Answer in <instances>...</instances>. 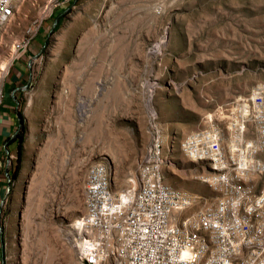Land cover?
Listing matches in <instances>:
<instances>
[{
  "label": "rangeland",
  "instance_id": "374dc122",
  "mask_svg": "<svg viewBox=\"0 0 264 264\" xmlns=\"http://www.w3.org/2000/svg\"><path fill=\"white\" fill-rule=\"evenodd\" d=\"M17 5L0 36V112L13 123L0 142L11 174L6 264H79L73 225L88 168L109 164L112 191L127 188L154 124L169 145L164 182L198 197L178 217L213 205L217 193L200 179L207 170L187 160L180 143L216 126L225 144L232 103L264 85V0ZM28 39L11 63L13 44ZM15 66L20 76L5 91ZM258 159L264 163V150Z\"/></svg>",
  "mask_w": 264,
  "mask_h": 264
},
{
  "label": "built area",
  "instance_id": "2783aa9c",
  "mask_svg": "<svg viewBox=\"0 0 264 264\" xmlns=\"http://www.w3.org/2000/svg\"><path fill=\"white\" fill-rule=\"evenodd\" d=\"M19 0H0V36ZM29 39L13 44L14 58L29 49ZM0 90V105L3 100ZM232 124L190 133L180 143L184 157L204 165L201 181L217 193L213 205L191 215L192 195L164 182L169 145L161 129L140 157L130 185L112 191L109 164L91 165L83 186V213L74 229L79 264H264V85L232 103ZM222 121V120H221ZM230 130V132L228 131ZM8 163V162H7ZM5 195L11 174L5 166Z\"/></svg>",
  "mask_w": 264,
  "mask_h": 264
},
{
  "label": "crops",
  "instance_id": "0c3cea01",
  "mask_svg": "<svg viewBox=\"0 0 264 264\" xmlns=\"http://www.w3.org/2000/svg\"><path fill=\"white\" fill-rule=\"evenodd\" d=\"M40 37H42V34H40ZM30 52L31 50L27 52V54L29 55ZM20 70L21 68L19 66H15L11 76L8 78L6 82L4 88L5 91L8 90L11 87V85L15 82V80L20 76ZM12 124L13 123L9 111H4V112L1 111L0 112V142L5 137L8 136V130L12 128ZM13 135L11 136V138L13 137ZM5 145H7L6 141H5ZM5 177H6V170L5 167L2 168L1 160H0V264H6V253H7V242L4 232L5 214H4V206L1 204L4 199L5 189H6Z\"/></svg>",
  "mask_w": 264,
  "mask_h": 264
},
{
  "label": "trees",
  "instance_id": "16d2710c",
  "mask_svg": "<svg viewBox=\"0 0 264 264\" xmlns=\"http://www.w3.org/2000/svg\"><path fill=\"white\" fill-rule=\"evenodd\" d=\"M16 139H18V134L17 133L15 135H13L12 138L7 140V145H10L11 143L15 142ZM19 154H20V144L18 143V145H17V158L18 159H19ZM16 173H17V168H15V170L13 172V177H15Z\"/></svg>",
  "mask_w": 264,
  "mask_h": 264
},
{
  "label": "bare ground",
  "instance_id": "6f19581e",
  "mask_svg": "<svg viewBox=\"0 0 264 264\" xmlns=\"http://www.w3.org/2000/svg\"><path fill=\"white\" fill-rule=\"evenodd\" d=\"M151 90H152V89H151ZM149 98H150V95H149ZM129 182H130V180H129ZM193 198H195L194 201L198 199L197 196H193ZM78 220H79V219H77V220L75 221L73 227H76ZM70 237H72V236L70 235ZM74 245H75V244H74ZM74 248H75V247H74ZM74 251H75V254H76V250H75V249H74Z\"/></svg>",
  "mask_w": 264,
  "mask_h": 264
},
{
  "label": "water",
  "instance_id": "95a60500",
  "mask_svg": "<svg viewBox=\"0 0 264 264\" xmlns=\"http://www.w3.org/2000/svg\"><path fill=\"white\" fill-rule=\"evenodd\" d=\"M56 22H57V20L55 19V20H54V23H53V26L56 24ZM17 117H18V119H19L20 116L17 115Z\"/></svg>",
  "mask_w": 264,
  "mask_h": 264
}]
</instances>
